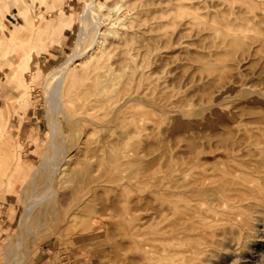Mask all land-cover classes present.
Instances as JSON below:
<instances>
[{"label": "rangeland", "instance_id": "1", "mask_svg": "<svg viewBox=\"0 0 264 264\" xmlns=\"http://www.w3.org/2000/svg\"><path fill=\"white\" fill-rule=\"evenodd\" d=\"M260 127L264 0H0V264H264Z\"/></svg>", "mask_w": 264, "mask_h": 264}, {"label": "bare ground", "instance_id": "2", "mask_svg": "<svg viewBox=\"0 0 264 264\" xmlns=\"http://www.w3.org/2000/svg\"><path fill=\"white\" fill-rule=\"evenodd\" d=\"M90 9H91V13L95 19V24L97 25V29H95L94 32L88 30L87 31V35L86 36H83L84 40H88V39H91V42L89 44V50H94L96 48V46H98V42H97V39L99 38L100 36V20H99V16L96 15V9L94 8V6L92 4H90ZM30 15V14H29ZM98 16V17H97ZM28 17V16H27ZM86 18V14L83 15V23L87 25V20L85 19ZM19 32H12L8 38H16L15 36L18 34ZM81 42V41H80ZM89 52V51H88ZM87 53V50L84 48V51H82L81 53H79V59L77 60H80L81 58H83L85 56V54ZM72 62H67L65 64H63L60 68L57 69V71H55V74H54V83L52 85H50L48 88H46L47 90L50 89L55 83H57L60 79H62L63 75H64V72L67 70L68 66L71 64ZM132 99V98H131ZM137 99V98H136ZM135 99V100H136ZM85 103V102H84ZM126 103V102H125ZM135 106V105H134ZM132 107V106H131ZM50 123H51V131L53 133V135L57 138L60 137V134L58 133L59 131V127L58 125L55 123V121L51 118L50 120ZM248 133L250 135V144H249V155H252L253 157L256 155H262L261 157H264V142L260 143L257 139L258 138H261V139H264V130L260 127L258 132H253L252 130H248ZM53 141H54V138H52ZM52 141V142H53ZM263 145V146H262ZM53 150V148H52ZM203 159V158H202ZM53 162L56 163V160L54 159L53 157ZM206 161V160H205ZM262 161V160H261ZM261 163V162H259ZM54 164V163H53ZM251 164H249L250 166ZM51 166V165H50ZM252 166V165H251ZM54 167V165H53ZM56 167V166H55ZM57 168V172L61 175L62 174V170H60V167H56ZM179 168V167H178ZM258 172V168H253L251 169L250 173L252 174H256ZM38 174V173H37ZM40 174V172H39ZM233 174H235V171L233 172ZM37 176V175H36ZM34 178V177H33ZM33 180V179H32ZM175 184V183H174ZM54 186V182H49V183H46L42 186L43 189H45L46 191H50L52 189V187ZM233 191V190H232ZM213 195V194H212ZM205 197V196H204ZM207 197V196H206ZM36 202V199L33 198L32 202H30L24 209L23 213L21 214L20 218H19V227L18 229L16 230L14 236L12 237V239L10 240L12 244H15L16 245V256L15 258L13 259V261L10 263V264H17L18 262V259H19V252L21 251H24V245H25V238H24V234H25V229L27 227V224L30 220V218L33 216V208L35 207V203ZM50 199H48L47 201H45L44 203H41L40 205L42 206L43 204V208L46 210L44 212L47 213V209H50L51 206H50ZM54 204V203H51V205ZM57 205V204H56ZM40 206V207H41ZM54 206V205H53ZM57 207V206H56ZM41 209V208H40ZM43 210V209H42ZM42 210L40 212H42ZM43 212V213H44ZM45 213V215H46ZM42 217L43 214L41 213ZM39 217H40V214H39ZM38 217V218H39ZM39 221V219H38ZM244 228V227H243ZM248 230V229H247ZM251 231V230H250ZM238 239V238H237ZM9 241V242H10ZM8 244V241L6 242Z\"/></svg>", "mask_w": 264, "mask_h": 264}, {"label": "crops", "instance_id": "3", "mask_svg": "<svg viewBox=\"0 0 264 264\" xmlns=\"http://www.w3.org/2000/svg\"><path fill=\"white\" fill-rule=\"evenodd\" d=\"M36 129H38V128L36 127ZM32 130H33L34 133L37 132V130H35V128H32L31 131H32Z\"/></svg>", "mask_w": 264, "mask_h": 264}]
</instances>
